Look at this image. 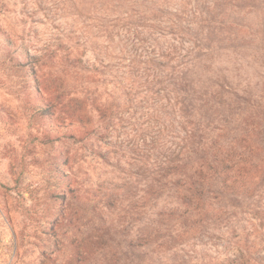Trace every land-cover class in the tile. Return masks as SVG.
Listing matches in <instances>:
<instances>
[{
    "label": "rangeland",
    "instance_id": "obj_1",
    "mask_svg": "<svg viewBox=\"0 0 264 264\" xmlns=\"http://www.w3.org/2000/svg\"><path fill=\"white\" fill-rule=\"evenodd\" d=\"M0 264H264V0H0Z\"/></svg>",
    "mask_w": 264,
    "mask_h": 264
},
{
    "label": "trees",
    "instance_id": "obj_2",
    "mask_svg": "<svg viewBox=\"0 0 264 264\" xmlns=\"http://www.w3.org/2000/svg\"><path fill=\"white\" fill-rule=\"evenodd\" d=\"M179 161V160H178ZM186 181H189V176L186 177Z\"/></svg>",
    "mask_w": 264,
    "mask_h": 264
}]
</instances>
